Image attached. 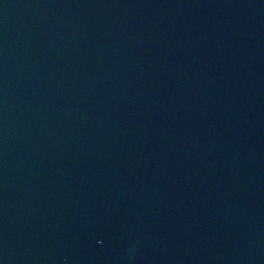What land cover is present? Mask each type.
Here are the masks:
<instances>
[{
  "label": "water",
  "instance_id": "1",
  "mask_svg": "<svg viewBox=\"0 0 264 264\" xmlns=\"http://www.w3.org/2000/svg\"><path fill=\"white\" fill-rule=\"evenodd\" d=\"M0 264H264V0H0Z\"/></svg>",
  "mask_w": 264,
  "mask_h": 264
}]
</instances>
